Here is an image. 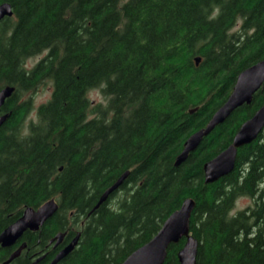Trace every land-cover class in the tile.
Listing matches in <instances>:
<instances>
[{"label": "trees", "instance_id": "16d2710c", "mask_svg": "<svg viewBox=\"0 0 264 264\" xmlns=\"http://www.w3.org/2000/svg\"><path fill=\"white\" fill-rule=\"evenodd\" d=\"M3 2L12 13L0 20V88L13 90L0 107V231L27 207L57 205L22 233L25 246L9 264L42 255L35 264H48L58 232L64 243L79 236L55 264H119L186 198L194 264H264V127L236 149L229 172L205 182L202 170L264 102V80L174 165L238 72L264 58V0ZM45 79L50 96L24 125V94ZM93 88L104 102L87 97ZM241 196L250 205L231 214ZM183 243H170L162 264H179ZM14 247H0V264Z\"/></svg>", "mask_w": 264, "mask_h": 264}, {"label": "water", "instance_id": "95a60500", "mask_svg": "<svg viewBox=\"0 0 264 264\" xmlns=\"http://www.w3.org/2000/svg\"><path fill=\"white\" fill-rule=\"evenodd\" d=\"M12 13L9 3H0V20L4 16H10ZM199 57H194L197 63ZM264 80V58L245 67L236 75L231 91L225 100L211 114L204 126L191 133L182 144L180 152L176 155L174 165L181 163L187 154L195 148L201 137L206 135L217 123L223 121L225 117L236 107L243 103H249L252 94L261 86ZM13 90L11 86L0 88V107L5 98L9 97ZM6 114H0V125L4 121ZM264 127V102L261 106L245 121H243L231 142L217 153L210 160L202 165L203 179L205 182H211L218 177L229 172L234 164L236 149L241 145L253 140ZM128 170L121 173L99 196L95 207L102 203L111 193L116 191L121 185ZM56 203L49 199L38 206L36 209L25 208L21 215L13 222L8 224L0 231V247L12 245L22 233L29 230H37L38 226L48 218L55 210ZM193 201L190 198L184 199L180 206L172 211L162 222L157 232L145 243L131 251L119 264H162L166 255V248L170 243L177 242L181 237L184 238L183 246L177 251L176 257L179 264H194L197 241L189 233L188 220ZM79 232L60 250L56 252L48 264H55L59 259L65 256L76 244ZM63 237L62 232L56 233L51 241L53 245L59 243ZM24 247L21 243L14 249L8 257L1 262L7 264ZM41 257L35 258L29 264H35Z\"/></svg>", "mask_w": 264, "mask_h": 264}, {"label": "rangeland", "instance_id": "374dc122", "mask_svg": "<svg viewBox=\"0 0 264 264\" xmlns=\"http://www.w3.org/2000/svg\"><path fill=\"white\" fill-rule=\"evenodd\" d=\"M235 25L233 30L236 29ZM44 53H40L37 55H33L26 59L27 68L31 67L39 58L43 56ZM51 81L49 79L42 80L34 90L28 91L24 94L25 97L30 96L31 108L27 117L24 120V125H26L29 121L35 120V108L40 104L48 100L51 92ZM87 97L93 102H104V98L101 95L98 88H93L87 91ZM113 202V199H112ZM251 200L248 197H238L234 201V205L230 213H234L236 210L242 209L248 205H250Z\"/></svg>", "mask_w": 264, "mask_h": 264}, {"label": "flooded vegetation", "instance_id": "af4514ba", "mask_svg": "<svg viewBox=\"0 0 264 264\" xmlns=\"http://www.w3.org/2000/svg\"><path fill=\"white\" fill-rule=\"evenodd\" d=\"M62 233H63V237L61 238V241H60L59 243L53 245L54 242H55L54 240L51 241V239H52L53 237L50 238V239L48 240V244L51 246L52 249H56V252H57L58 250H60L63 246H65V245L71 240V239H70V240H68L67 242L64 243V241H65V240H64V232H62ZM19 239H20V238H18V239L12 244V245H10V246H8V247H11V246L15 245L14 249H16L21 243H24V246H25V242H21V243H20V242H17ZM22 249H23V248H22ZM22 249H21V250H22ZM21 250H20V251H21ZM20 251H19V253H20ZM11 252H12V251H11ZM56 252H55V254H56ZM19 253H18V254H19ZM55 254H54V255H55ZM39 257H41V258H40V260H41V259H43L44 255L39 256ZM14 258H15V257H14ZM14 258H13V259H14ZM35 258H37V256H36ZM13 259H12V260H13ZM12 260H11V261H12ZM11 261H10V262H11ZM50 261H51V260H50ZM50 261H49V262H50ZM10 262H8L7 264H9ZM49 262H48V263H49Z\"/></svg>", "mask_w": 264, "mask_h": 264}]
</instances>
